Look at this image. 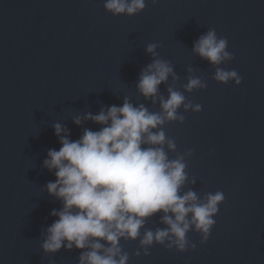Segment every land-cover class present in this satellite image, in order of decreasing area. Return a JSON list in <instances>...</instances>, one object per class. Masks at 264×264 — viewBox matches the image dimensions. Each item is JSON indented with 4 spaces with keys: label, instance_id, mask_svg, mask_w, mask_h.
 Instances as JSON below:
<instances>
[{
    "label": "water",
    "instance_id": "water-1",
    "mask_svg": "<svg viewBox=\"0 0 264 264\" xmlns=\"http://www.w3.org/2000/svg\"><path fill=\"white\" fill-rule=\"evenodd\" d=\"M104 3L0 0V264H79L75 247L47 254L41 248L56 219L50 213L61 207L45 188L55 175L43 161L61 147L53 125L75 141L84 129L101 127L83 120L86 113L122 106L125 98L161 111L159 98L153 103L136 87L154 59L150 43L159 45L156 58L169 61L176 77L159 86V95L166 99L172 87L202 107L197 113L181 106L184 122L163 126L177 145L171 159L193 152L185 155L182 192L203 200L220 191L225 199L206 243L190 230L194 250L154 243L148 256L141 250L137 257L139 238L122 239L128 264H264V0H146L134 16H113ZM209 29L227 40L234 59L219 67L235 70L240 85L215 81V66L192 51ZM193 76L207 87L185 91ZM160 215L146 221L141 237L166 227Z\"/></svg>",
    "mask_w": 264,
    "mask_h": 264
},
{
    "label": "clouds",
    "instance_id": "clouds-1",
    "mask_svg": "<svg viewBox=\"0 0 264 264\" xmlns=\"http://www.w3.org/2000/svg\"><path fill=\"white\" fill-rule=\"evenodd\" d=\"M157 3L152 0L153 5ZM103 7L113 16H134L145 9L146 0H105ZM158 46L148 44L146 51L154 59L142 69L136 87L153 103L159 98L161 111L150 112L143 104L134 106L125 98L122 106L101 108L95 115L86 113L83 120L101 127L98 131L84 129L75 141L61 124L53 125L61 147L50 149L43 161V167L55 175V181L45 188L61 207L50 213L56 219L47 227L41 244L46 254L75 247L81 250L79 264H128L122 239L139 238L137 257L141 250L148 256L154 243L180 253L194 250L195 244L187 239L190 230L201 235V244L207 242L215 225L213 217L225 197L217 191L201 200L195 191L182 192L188 179L185 155L193 152L189 149L171 159L169 153L176 152L177 145L166 136L163 126L184 122L185 116L178 112L181 106L185 112L197 113L202 107L172 87L166 99L159 95V86L167 83L170 75L176 77L169 61L156 58ZM227 47V40L209 29L194 42L192 51L215 66V81H234L238 86L242 77L235 70L219 67L234 59ZM206 87L204 80L195 76L184 85L187 92ZM81 122V117L74 119L76 125ZM157 214H162L160 222L166 227L146 229L141 237L146 221Z\"/></svg>",
    "mask_w": 264,
    "mask_h": 264
}]
</instances>
